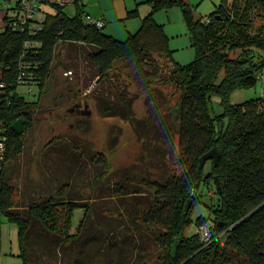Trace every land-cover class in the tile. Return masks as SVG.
Here are the masks:
<instances>
[{
  "label": "trees",
  "instance_id": "16d2710c",
  "mask_svg": "<svg viewBox=\"0 0 264 264\" xmlns=\"http://www.w3.org/2000/svg\"><path fill=\"white\" fill-rule=\"evenodd\" d=\"M0 1L11 11L0 33V255L3 216L19 227L24 264H33L28 245L34 221L59 236V243L72 245L80 236L71 234L76 212L84 211L78 231L89 217V205L68 198L69 185L60 188L57 198L33 202L26 215L17 212L16 189L7 178L9 165L25 153V135L64 45L76 46L89 64L85 88L94 87L106 117L120 116L137 128L141 124L124 83L112 75L118 64L133 68L129 78L149 93L148 106L165 99L163 88L177 96L171 123L166 115L161 124L169 125L163 133L158 131L166 137L161 146L174 162L157 163L159 179L144 176L134 192L121 193L148 199L144 210L131 215V222L158 249L155 264H264V94L233 102L236 93L255 89L264 78V0H221L215 11L200 17L186 0H149L151 13L125 40L88 23L81 0L73 5L74 15L66 11L72 6L44 5V17L28 22L21 19L23 0ZM173 7L181 8L196 50V59L187 65L175 61L165 27L155 18L158 11ZM136 15L137 9L129 12V17ZM23 85L37 90L36 100L19 93ZM19 120L25 121L23 134L13 129ZM214 150L219 158L203 165V158ZM93 160L110 171L103 154ZM203 184L209 189L220 186L215 187L212 216L197 220L198 227L213 224L208 244L198 233L188 234Z\"/></svg>",
  "mask_w": 264,
  "mask_h": 264
},
{
  "label": "rangeland",
  "instance_id": "374dc122",
  "mask_svg": "<svg viewBox=\"0 0 264 264\" xmlns=\"http://www.w3.org/2000/svg\"><path fill=\"white\" fill-rule=\"evenodd\" d=\"M97 1L92 0L88 6L96 5ZM127 1L131 3L135 0H101L110 16L108 21L112 20L108 23V26L111 25L108 31L117 27L126 28L140 19L144 7H152L149 0L141 5L135 2L136 16L129 17V11L121 15ZM186 1L198 17L209 15L221 4V0ZM9 8L0 1V33L5 29V16L11 13ZM66 11L74 15L75 7H67ZM42 17L44 14L37 16ZM155 18L165 27L175 61L181 65L193 62L196 50L192 46L181 8L162 9ZM127 37L118 38L125 40ZM75 47H59L54 76L34 113V124L25 135V153L9 165L7 178L16 189V211L24 215L33 202L59 197L57 193L66 185H69L68 198L78 199L82 205H89L91 210L79 231L78 225L84 211L76 212L71 234L80 236L72 245L59 243V236L49 234L39 222L34 221L28 245L32 263L155 264L158 249L148 236L146 238L143 237L145 234H140L139 226L131 222V215L144 210L148 199L141 195L121 193L134 192L141 186L140 179L144 176L151 180L159 179L162 170L156 167L157 163L172 165V160L174 162L170 152H165L161 146L166 137L158 131L163 133V129L168 127L169 124L162 125L166 115L171 123V107L177 96L170 88H163L168 103L163 104L165 97L148 106L146 99L149 93L132 77L129 78L135 72L133 68L118 64L112 75L124 83L132 100L136 121L141 124L137 128L120 116L106 117L101 112L105 105H100L92 92L94 87L85 88V78L91 68ZM31 90L25 85L19 87L20 94L28 100H36L37 90ZM263 94L264 78L255 89L236 93L233 102L251 100ZM116 99L113 95L111 102ZM86 105H89L88 110ZM150 108L157 110V114L150 113ZM217 110L220 111V107ZM100 153L109 164L108 173L104 165H97L93 160ZM146 159L151 160L146 162ZM215 187L212 185V189H209L203 184L199 188L197 194L200 200L191 215L189 235L198 233V218L209 219L212 216L210 207L217 201ZM117 189L121 191L117 192ZM0 264H24L19 227L11 223L7 216H3Z\"/></svg>",
  "mask_w": 264,
  "mask_h": 264
},
{
  "label": "crops",
  "instance_id": "0c3cea01",
  "mask_svg": "<svg viewBox=\"0 0 264 264\" xmlns=\"http://www.w3.org/2000/svg\"><path fill=\"white\" fill-rule=\"evenodd\" d=\"M82 1V7H83V10L85 12V15H89L90 17L96 19V20H102V21H105V32L107 34H110V35H113L115 37H127L129 36L131 33H134L137 32L141 26H142V18L148 16L150 13H151V8L149 5H147L148 7H144V10H142V12H140V19H136L135 21L131 22L129 26H127L126 28H121V27H117V28H114L112 30H107V29H110V26H108V23H111V21H108V17H110L108 15V13L106 12V10L104 9V5L102 4L101 0H99V2L96 4V5H93V6H88L90 2H92V0H81ZM148 1V0H135V1H132L131 3H128V1L126 2L125 4V11H121V13H126V12H130V11H133V10H136V3L138 5H141V4H145V2ZM136 2V3H135ZM76 10L77 8H75V13H76ZM147 13V14H146ZM119 14V15H120ZM146 14V16H145ZM122 15V14H121ZM114 17H117V16H114ZM121 39V38H119Z\"/></svg>",
  "mask_w": 264,
  "mask_h": 264
},
{
  "label": "built area",
  "instance_id": "2783aa9c",
  "mask_svg": "<svg viewBox=\"0 0 264 264\" xmlns=\"http://www.w3.org/2000/svg\"><path fill=\"white\" fill-rule=\"evenodd\" d=\"M76 2L77 0H23L20 10L21 19L24 22L36 20L37 16L41 14V7L44 5L55 4L57 6L67 7L75 5ZM85 19L88 23L97 25L98 28H103L106 26L105 21L96 20L90 16H86ZM212 226V222H207L198 227V234L204 244L210 243L213 239L211 233Z\"/></svg>",
  "mask_w": 264,
  "mask_h": 264
},
{
  "label": "water",
  "instance_id": "95a60500",
  "mask_svg": "<svg viewBox=\"0 0 264 264\" xmlns=\"http://www.w3.org/2000/svg\"><path fill=\"white\" fill-rule=\"evenodd\" d=\"M85 108H86V110H88V109H89V105H86ZM84 114H87V113L84 112ZM88 114L90 115V113H88ZM24 125H25V121H24V120H19V121H17V122L14 124L13 129H14L15 131H17L19 134H23V133L25 132V129H24L25 126H24ZM218 158H219V153H218L217 150H214V151H212L211 153L207 154V155L203 158V165H204L205 163H207L209 160H212V159H213V160H216V159H218ZM216 181H217V179H216ZM218 183H219V182H218ZM216 189H217V190L220 189L219 184L216 185ZM192 204H193V200H190V202H189V204H188V206H187V210H189V209L191 208Z\"/></svg>",
  "mask_w": 264,
  "mask_h": 264
},
{
  "label": "flooded vegetation",
  "instance_id": "af4514ba",
  "mask_svg": "<svg viewBox=\"0 0 264 264\" xmlns=\"http://www.w3.org/2000/svg\"><path fill=\"white\" fill-rule=\"evenodd\" d=\"M78 108H80V107H78ZM80 111H81V108L79 109ZM84 114V113H83Z\"/></svg>",
  "mask_w": 264,
  "mask_h": 264
}]
</instances>
